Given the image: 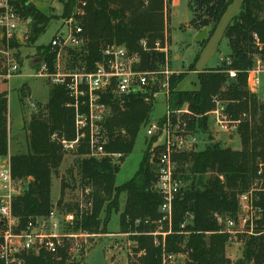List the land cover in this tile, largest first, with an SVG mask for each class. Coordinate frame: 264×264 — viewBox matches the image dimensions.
Wrapping results in <instances>:
<instances>
[{"label": "trees", "instance_id": "trees-1", "mask_svg": "<svg viewBox=\"0 0 264 264\" xmlns=\"http://www.w3.org/2000/svg\"><path fill=\"white\" fill-rule=\"evenodd\" d=\"M81 1L86 3L84 16L79 21L86 39V52L83 55L73 52V58L91 65L100 59L105 45L116 43L140 54V69L158 70L165 64L171 67L170 50L155 49L156 45L164 48L170 44L165 32L168 33L171 0H63L60 18L69 17ZM233 1L187 0L191 12L189 25L196 30L209 28L208 34H211ZM240 1L239 12L223 31L231 50V61L225 68L237 70V76L229 78L222 67L201 71L198 73L199 88L193 91L175 90L185 77L183 73L172 74L168 78L167 108L175 110L186 105L192 113L189 124L193 129L199 127L202 132H208L206 113L214 108V99L225 101L233 118L245 113L236 130L240 149L222 146L209 138L202 149L175 155V171L184 185L173 204L172 232L165 237V248L168 252H184L186 258L182 264H264V104L246 89L247 70L254 66L258 53L264 59V49L258 52L252 38L256 33L264 43V0ZM12 3L23 18L31 19L27 39L34 43L52 17L32 2L17 0ZM142 42L146 50L142 48ZM11 46L16 47V42ZM39 48L38 56L46 58L51 68L55 54L47 45ZM189 70H194V65ZM69 101L63 86L50 85L44 110H39L28 122L26 152L9 156L12 177L25 183L22 193L13 196L11 201L12 215L19 228L29 220L47 215L54 207L52 179L63 162L65 152L52 135L74 139V110L67 106ZM104 101L109 105V114L104 122V153H119L121 156L117 160L109 156H89L87 136L80 141L73 153L77 157L75 163L81 197L67 209V212L77 211L71 229L90 234L106 233L110 216L119 210L120 195L124 194V206L119 214L120 232L133 233L129 238L135 243L132 247L134 257L129 258L128 264H162L161 249L154 245V237L148 234L156 229L154 222L160 217L158 208L162 198L153 188L156 175L147 146L132 177L120 185L115 182L125 156L133 150L141 126L150 121L153 99L145 94L130 95L120 101L109 93L104 96ZM7 121V93L2 91L0 158L8 156ZM207 173L208 178L203 179ZM66 187L62 181L56 204L59 209ZM86 188H90V193L85 195ZM249 191L262 214L254 223L253 233L238 234L244 243L243 258L232 262L226 255L230 235L222 231L216 215L236 217L239 196ZM88 203L89 207L79 208L80 204ZM186 217L189 222L180 228ZM137 220H140L138 225ZM145 220L149 223H143ZM65 250L61 248L56 255L28 254L27 263L68 264L70 259Z\"/></svg>", "mask_w": 264, "mask_h": 264}, {"label": "built area", "instance_id": "built-area-1", "mask_svg": "<svg viewBox=\"0 0 264 264\" xmlns=\"http://www.w3.org/2000/svg\"><path fill=\"white\" fill-rule=\"evenodd\" d=\"M17 0H0V78L5 80L20 72V63L17 58V50L12 47V42L18 41L25 22L30 23V18H23L13 5ZM26 3L33 0H24ZM85 1H81L67 18H63L64 29L58 30L51 37L47 46L55 54V58L50 68L46 58L41 59L35 76L45 78L51 85L63 86L70 101L67 106L74 110L75 137L72 140L58 138L56 134L52 138L58 140L65 153H73L78 148L80 141L87 136L89 144V156L100 158L109 156L117 160L119 153L106 154L103 146L105 144L104 122L109 114V105L104 101L106 94H111L113 99L122 101L130 95L148 94L154 99L159 94L168 96V78L172 74H177L168 68L167 64L158 70L140 69L141 56L138 52L130 51L125 45L110 43L104 46L99 60L89 65L86 61L73 58V52L83 55L86 52V39L83 28L79 21L84 16ZM254 47L260 52L264 49L256 33L252 34ZM45 45V46H46ZM146 50L145 43H141ZM156 50L165 51L156 45ZM222 71L229 78L237 76V70L225 68L231 61L230 56L220 59ZM264 72V59L258 53L252 68L246 72V89L256 96L264 104L262 91L261 74ZM214 108L206 113L211 116L213 129L225 133L228 138H233L241 119L245 117L242 113L238 118H233L226 109V102L214 99ZM32 111L37 114L39 106L31 102ZM192 113L188 108L169 110L166 109L164 115L154 121L142 125L145 127V134L150 145V163L154 166L156 179L153 188L160 194L162 201L158 211L160 217L155 220L156 229L148 234L154 237V245L161 249V263L182 264L186 258L184 252H168L165 248V237L172 232L173 225V204L180 195L183 187L182 179L176 174L175 155L198 149L200 141L207 144L210 141L211 127L208 124V132L204 133L198 127L191 128L189 117ZM218 142V141H217ZM205 146V145H204ZM12 177L10 164L5 162L0 167V264H28L26 256L28 254L39 255L46 253L56 255L61 248L68 247V241L76 240V252L71 256L72 263L77 262L85 252H87L88 237L90 234L78 230L73 231V221L76 210L63 211L56 206L51 208L45 216H40L34 220H29L26 225L19 228L18 221L12 215V197L22 193L23 189L16 185ZM21 189V190H20ZM90 193V188L84 190V194ZM239 210L236 217H225L216 215V221L222 226V231L231 237L234 235L253 233L254 223L260 219L262 209L254 204L252 192H245L238 199ZM90 203L80 204V209H85ZM242 212V214H241ZM189 222L186 217L180 228ZM238 222L245 224V229L237 230ZM140 220L136 221V225ZM143 223H149L148 220ZM136 232H134L135 234ZM133 233H106L111 238L108 246L110 249H119V243L115 240L117 236H130ZM84 238L80 242L78 239ZM78 241V242H77ZM78 243V244H77ZM130 247L133 242L128 244Z\"/></svg>", "mask_w": 264, "mask_h": 264}, {"label": "rangeland", "instance_id": "rangeland-1", "mask_svg": "<svg viewBox=\"0 0 264 264\" xmlns=\"http://www.w3.org/2000/svg\"><path fill=\"white\" fill-rule=\"evenodd\" d=\"M37 8L44 14L52 17L44 32L33 43L29 42L27 37L30 31V23L25 22L19 39L16 42L15 49L17 50V58L19 60L20 72L18 75L12 76L10 79L5 80L0 78V92L7 93V107L9 124L12 128L11 131V144H14V134L19 136L22 147L25 148L26 142V124L30 118L35 115L30 109V102H36L39 110L43 111L46 101L49 97L50 83L41 77L35 76L36 70L31 65L34 56H38L41 51L39 47L49 43L50 39L58 30L64 29V24L60 18L63 7V0H33ZM241 3L239 0H234L230 3L221 19L216 25L214 31L208 34L206 42L201 44L198 40L199 31H196L189 25L191 19V12L187 5V0H174L172 5L171 19L167 24L168 36L170 38V61L172 69L179 73H183L185 77L180 83L181 88L196 86L197 78L195 72L189 71L190 66L194 65L195 69L201 71L202 69L214 68L221 64L220 59L226 58L230 55L231 50L228 40L223 34L224 27L230 22L231 18L235 16L240 10ZM205 37L202 39L204 40ZM178 55L177 58L174 56ZM189 71V72H187ZM187 74V75H186ZM198 75V74H197ZM262 91L264 92V72L261 74ZM166 99L164 95L160 94L156 97L153 103V108L150 113V121L154 122L161 117L166 111ZM211 140L218 141L222 146L230 147L232 149H240V138L237 132L233 133V138L229 139L228 135L220 132L214 128L211 131ZM18 140V141H19ZM151 142L147 139L145 134V127H141L131 153L125 156L120 171L117 174V184L126 182L131 178L135 169L137 168L143 152L149 147ZM149 144V145H148ZM204 142L198 143V149L204 147ZM77 157L74 153H65L63 162L61 163L58 172L53 175L51 186V199L54 206L60 196V186L62 181L67 184L65 188V195L60 209L68 211V206L73 205L77 200H80V188L78 187L79 174L76 166ZM9 163V156L0 158V167L5 163ZM189 165H186V167ZM188 175V171L186 172ZM209 174L203 175V179H207ZM18 187L24 188L25 183L16 181ZM20 189V190H21ZM124 195L120 197V208L124 205ZM119 213L112 212L110 222L106 230L108 233L120 232L119 226ZM242 214V212H241ZM104 217V214L101 216ZM237 230L245 229L243 222H238L236 225ZM110 231V232H109ZM77 232V231H75ZM119 243V249H110L108 246L111 243V238L105 235L98 236L97 234L87 239V252H85L75 263L72 259L68 260V264H128L129 258H133V250L128 244L132 242L131 238L115 237ZM85 239H78L82 242ZM77 241V242H78ZM78 244V243H77ZM66 247L67 258L76 252L74 248L76 240L68 241ZM244 243L241 241L239 235H234L226 248V255L232 262H237L243 258ZM70 262V263H69ZM175 264H180L176 262Z\"/></svg>", "mask_w": 264, "mask_h": 264}, {"label": "crops", "instance_id": "crops-1", "mask_svg": "<svg viewBox=\"0 0 264 264\" xmlns=\"http://www.w3.org/2000/svg\"><path fill=\"white\" fill-rule=\"evenodd\" d=\"M240 1V0H239ZM240 3H241V1H240ZM35 4V3H34ZM174 4V0H171V2H170V19H171V13H172V5ZM225 28V27H224ZM207 29V33H206V36L208 35V31H209V28H206ZM196 31H200V30H196ZM223 31H224V29H223ZM165 36H168V34H167V32H165ZM202 41V40H201ZM204 41L206 42V37H205V39H204ZM165 51L164 52H166L167 50H169L170 49V44L169 45H165V47L163 48ZM175 58H177L178 57V55H175L174 56ZM42 59V58H41ZM171 60V59H170ZM41 61V60H40ZM40 61H38L36 64H33L32 62H31V65L35 68V70H37V68H38V65H39V62ZM20 66H21V64H20ZM222 66V64H219L218 66H216V67H214V68H219V67H221ZM170 69L172 70V71H174L173 69H172V64H171V67H170ZM208 69H211V68H207V69H202L201 71H204V70H208ZM213 69V68H212ZM189 71H193V72H195V75H196V78H197V84H196V86H190V87H187V88H181L180 87V83L182 82H179L178 84H177V86L175 87V90H179V91H193V90H197L198 88H199V80H198V73L199 72H201V71H199L198 72V70H196L195 69V67H194V70H189ZM189 71H187V72H189ZM174 72H176V73H179V72H177V71H174ZM18 75V74H17ZM187 75V74H186ZM186 77V76H185ZM185 77L183 78V80L185 79ZM1 93V92H0ZM162 94V93H161ZM160 95V94H159ZM162 95H164V94H162ZM164 97H165V99H166V102H167V100H168V96H166V95H164ZM156 100V97L153 99V102ZM34 102V101H33ZM47 102V101H46ZM31 103V102H30ZM34 103H36V102H34ZM183 107H185V108H187V106L186 105H184ZM30 109H31V107H30ZM166 109H167V105H166ZM31 111H32V109H31ZM33 112V111H32ZM33 114H35L34 112H33ZM164 115V114H163ZM162 115V116H163ZM161 116V117H162ZM161 117H159L158 119H160ZM208 117V124H209V126L211 127V130L213 129V122H212V118H211V116L209 115V116H207ZM157 119V120H158ZM8 156H10V155H13V154H16V153H25L26 152V150H27V146L25 145V148H23L22 147V144L20 143V140L19 139H17V138H19V136L17 135V133H15L14 134V136H13V138H14V140H15V142H14V144H11V131H12V128H11V126H10V124H9V117H8ZM28 125V123L26 124V126ZM142 127V126H141ZM214 130V129H213ZM27 130H26V136H27ZM229 139H232L231 138V136L229 137ZM19 140V141H18ZM213 141V140H212ZM215 141V140H214ZM25 144H26V142H25ZM7 162V161H6ZM139 165V164H138ZM137 168H138V166H137ZM137 168L135 169V171L137 170ZM119 171H120V169H119ZM119 171H118V173H119ZM135 171H134V173H135ZM117 173V174H118ZM133 173V174H134ZM116 177H117V175H116ZM132 177V176H131ZM115 182H116V184H117V181H116V179H115ZM122 184V183H121ZM117 185H120V184H117ZM122 195V194H121ZM121 195H120V197H121ZM124 195V194H123ZM124 200H125V195H124ZM124 206V205H123ZM122 209H123V207L122 208H120V199H119V210L117 211V212H121L122 211ZM116 212V213H117ZM120 214V213H119ZM109 222H110V220H109ZM108 222V223H109ZM107 228H108V224H107ZM110 232V231H109ZM106 233H108V232H106ZM106 233H104V234H106ZM117 233V232H116ZM118 233H123V232H118ZM120 237H122V236H120ZM124 237V236H123ZM128 238H129V236H128ZM135 246V243H134V245L132 246V247H134Z\"/></svg>", "mask_w": 264, "mask_h": 264}, {"label": "water", "instance_id": "water-1", "mask_svg": "<svg viewBox=\"0 0 264 264\" xmlns=\"http://www.w3.org/2000/svg\"><path fill=\"white\" fill-rule=\"evenodd\" d=\"M206 33H207V29L206 28L201 29L199 31L198 40H202L205 37ZM40 60H41L40 56H35L34 59L32 60V63L36 64Z\"/></svg>", "mask_w": 264, "mask_h": 264}]
</instances>
